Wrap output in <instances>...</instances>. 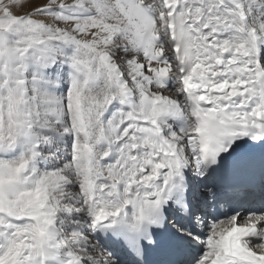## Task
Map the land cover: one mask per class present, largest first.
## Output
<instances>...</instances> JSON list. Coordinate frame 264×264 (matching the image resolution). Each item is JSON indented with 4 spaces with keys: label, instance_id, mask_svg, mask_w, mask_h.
Wrapping results in <instances>:
<instances>
[{
    "label": "snow or ice",
    "instance_id": "6c2138e0",
    "mask_svg": "<svg viewBox=\"0 0 264 264\" xmlns=\"http://www.w3.org/2000/svg\"><path fill=\"white\" fill-rule=\"evenodd\" d=\"M0 264H264V0H0Z\"/></svg>",
    "mask_w": 264,
    "mask_h": 264
}]
</instances>
